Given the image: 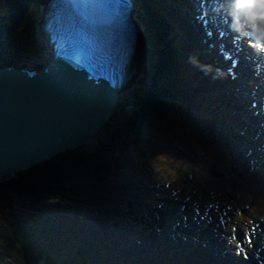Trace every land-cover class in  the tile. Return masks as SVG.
Listing matches in <instances>:
<instances>
[{
  "label": "trees",
  "instance_id": "obj_1",
  "mask_svg": "<svg viewBox=\"0 0 264 264\" xmlns=\"http://www.w3.org/2000/svg\"><path fill=\"white\" fill-rule=\"evenodd\" d=\"M14 3L0 2L4 10H0V65L6 64L8 55L21 44L30 27L27 24L26 28L28 18L36 8V0ZM145 28L148 69L142 86L94 135L96 146H81L13 176L0 177V264H133L121 254H109L103 245L104 231L90 230L77 218L71 222L61 217V222L59 211L50 213L47 207L55 209L53 200L92 197L94 188L80 187L86 179L97 178L91 185L104 182L122 165L128 150L137 149L144 141L142 136L151 121L158 124L170 119L172 123L171 117L176 118L175 108L189 87L182 82L180 89L171 82L172 69L179 61L173 65L164 25L151 17Z\"/></svg>",
  "mask_w": 264,
  "mask_h": 264
},
{
  "label": "water",
  "instance_id": "obj_2",
  "mask_svg": "<svg viewBox=\"0 0 264 264\" xmlns=\"http://www.w3.org/2000/svg\"><path fill=\"white\" fill-rule=\"evenodd\" d=\"M114 104L108 83L60 59L40 69L0 66V177L81 147Z\"/></svg>",
  "mask_w": 264,
  "mask_h": 264
},
{
  "label": "rangeland",
  "instance_id": "obj_3",
  "mask_svg": "<svg viewBox=\"0 0 264 264\" xmlns=\"http://www.w3.org/2000/svg\"><path fill=\"white\" fill-rule=\"evenodd\" d=\"M11 1H14V0H11ZM10 4H12V3H10ZM34 12L32 14L33 16H30L28 18L27 23H26V28L28 27L27 26V24H28L30 26L29 28L31 29V31H28L29 28H27V33H26V35H24L22 37L21 44L16 46L15 47V51L11 52L10 55H8V60H7L6 64L13 65V66H16V67H28V68H31V69H38V68L42 67L49 60V53H48L43 41L40 38L38 39V37H37V33H36L37 32V28H36V24H35V19L37 18V15H36V12L35 13ZM173 37H170V38L168 37L166 39V41L168 43V46L171 47L172 52H174V50L177 49V43H176L175 37L174 38ZM179 49L182 50L181 44L179 45ZM146 51H147V49H146ZM145 54H147V53H145ZM143 64H144V66L142 67V71L139 74V76L137 77L136 81L131 86H127L120 94H117V96H118L117 104H119V106L118 107H117V105L115 106L112 114L118 113V108L120 109L122 106H124L125 102L130 99L132 93L135 90H137L140 86H142L143 81L141 83V79L143 78V75L146 73V71L148 69V61H147V59H146V61ZM237 65H238V69L236 67L233 68V72L234 73H236V71H240V69H241V63L238 62ZM184 68L186 69V72L190 71L186 65L184 66ZM238 80L241 81V79H238ZM235 81H237L236 77H235V79H233V81H231V83H233ZM140 83H141V85H140ZM246 87L249 90V92L254 94L253 96H255L257 100L264 99V97H262L263 94L261 92L254 91L252 86L248 85ZM263 93H264V91H263ZM199 95H198V97H199ZM198 101H200V100L197 98V99L194 100V103L198 102ZM253 110H255V109L253 108ZM193 120H194V118L192 117V119H190V121L193 122ZM202 120L206 121V120H208V118L205 117ZM168 121H170V119ZM201 126L203 128V127L206 126V124L205 123H201ZM168 128L171 129L172 131H174V134H176V136L179 139H181V140L182 139H186L187 140V137L190 136L192 138V140L194 141L193 138H195V133L196 132L193 129V125H191V127H188L187 125H182L179 122L173 121L172 123H170V126H168ZM102 129H103V125L99 128L98 132H100ZM148 133H145V135L142 136V140L143 139L146 140V138H147L148 142L144 141L146 143V145L149 146L147 151L149 152L150 155L155 154L156 156H153V159H152V160H154L153 164H149V165H148V161H149V159L151 157H147L146 159H148V160L143 159V161L146 164L142 165V167L144 169H147L148 167L151 169V171H152V180L155 181V184H156L157 181L159 183H161V184H164L165 186H167L169 183H171V184L175 183V181H178L180 179V177H179L180 176V171L177 168L180 167V164L183 163L182 162L183 160L181 158L182 154L180 155V151L182 149H180V147H178L179 143L175 139H174L175 141H172L173 145L171 147H173L172 150H174V151H172V153H174V156H172L173 163H167L166 159L170 160L171 157H169V156H171V154L169 153V149H166L165 145L170 144V140L168 139V137H165L163 133H162V135H160V133L158 131H156V133L154 135V138H152V136H150V138H148ZM210 137L215 143L221 144V140H220V138H219V136L217 134V128H213L212 130H210ZM93 138L96 140L95 136H93ZM187 142H188V140H187ZM184 144H187V143H184ZM82 146H85V145H82ZM95 146L96 145L94 143L91 146L89 145V146H85V147L94 148ZM181 148H184V147H181ZM141 151H142L143 154L146 153L143 149H141ZM137 152L138 151L135 148H133V149L130 148L128 150V152L126 153V155L128 156V161H129V164L127 165L128 171L123 170L120 173V177L122 176V178H126L128 180H131V184H134L140 178L138 176L139 175L138 174L139 173L138 170H140V169L138 168ZM175 153H179V154L175 155ZM220 156L224 160H227V154L221 153ZM139 163H140V161H139ZM155 164L157 165L156 167L154 166ZM195 165L196 166H203L202 164H195ZM168 166L171 168L170 169L171 171L168 170ZM114 171H115V169L112 170L113 173H115ZM206 172H208V170L206 171L205 168L202 171H196V173H194L191 177H188V178L186 177V178H183L182 180L180 179L181 181L177 182L175 185H177V187L179 189H182V187L180 186V183L183 180H185L186 183H190V184L194 181L195 182L194 184L196 186L198 185V186L202 187L203 189H205L206 191L210 190V191L216 193L215 185H214L215 184L214 181H216V179L213 178L211 175L208 176L206 174ZM146 173H148L147 170H146ZM203 176H208L213 181L210 180V184L203 185V181L201 180V178ZM147 179H148V176H147ZM92 181H97V178L94 177L92 179H86L83 182L84 185H82L80 187L81 188H86L87 187L86 185L90 184ZM148 182H149V180H148ZM123 184H124V182L122 183V185ZM255 184H256L257 187H259V184H257V183H255ZM109 186H111V185H109ZM112 186H113V184H112ZM112 186H111L110 190H105V191L103 190L102 194H105L106 192H110L112 194L119 195L120 188H118V186H117V189H119V191L117 192L115 189H112ZM262 186H264V182L262 183ZM91 188H94L95 191L97 190L96 193L95 192L90 193L92 197H89V196L81 197V195L79 197L78 196H76V197H74V196L72 197L71 196V197L67 198L66 201L59 202L60 204H64L63 205L64 211H69V210L75 209L77 207H79L80 209H84L85 207H87L86 206L87 204L86 205L82 204V205L78 206L76 203L80 202V204H81V202L83 200H86L89 203V202H91V200H93L95 198V196H94L95 194H96V204L99 202L101 204V205L99 204L100 208L104 209L106 206H103V203L101 201L102 198H100L99 195H98V193L100 192L98 190L99 186L98 187L95 186V187H91ZM192 189H195V188H193L191 186L188 187L189 191H191ZM170 191H169V193H171ZM122 193H123V190H122ZM123 195L124 194L120 193L121 197H118L117 202L119 200H121V201L125 200ZM126 195L132 196L134 198H138L139 197V196H137L135 190H133V192H131V193L129 191H127ZM140 197L142 199H146L144 194L141 195ZM237 197L238 196H236V199H239ZM54 202H58V200H54ZM93 204L96 205L95 201L93 202ZM82 206H84V207L81 208ZM68 207H71V208L68 209ZM256 207H258V206H256ZM27 208H31V207H27ZM97 209L98 208H94V210H96V211H97ZM30 210L32 211V209H30ZM57 210L59 211V209H57ZM259 210H264L263 203H261V205L259 206ZM54 211H56V210H54ZM84 211L89 212L86 209ZM95 213L97 214L99 212H95ZM151 214L153 215V217H155V215H156V213H154V212H152ZM180 214H181V212H180ZM253 215H255V214H253ZM104 218L107 221L108 220H116L114 212H111L108 215L106 214V216H104ZM128 222H130L131 224H134L133 220H128ZM239 222L241 223L240 227H238V226L237 227H238V231L241 233L243 231L245 225L248 224V222L245 221V220H240ZM148 223H149V221H147V223H145V224H148ZM124 226L128 227V225H124ZM155 226H157V224H155V225L151 224L146 229L149 232H156L155 231V228H156ZM104 227H108V225H104ZM118 229L119 230H125V229H122L121 227L118 228ZM98 230L104 231V239H105L106 236L108 235V232L104 228H100ZM98 230H96V231H98ZM113 230H115V229L113 228ZM148 234H150V233H148ZM240 235H242V234H240ZM54 241L56 242V240H54ZM36 243H37V241H36Z\"/></svg>",
  "mask_w": 264,
  "mask_h": 264
},
{
  "label": "clouds",
  "instance_id": "obj_4",
  "mask_svg": "<svg viewBox=\"0 0 264 264\" xmlns=\"http://www.w3.org/2000/svg\"><path fill=\"white\" fill-rule=\"evenodd\" d=\"M257 4L264 5V0H235L236 18L243 17V23L250 28V34L257 44L264 42V14L259 16L253 13V7ZM259 21V22H258Z\"/></svg>",
  "mask_w": 264,
  "mask_h": 264
},
{
  "label": "bare ground",
  "instance_id": "obj_5",
  "mask_svg": "<svg viewBox=\"0 0 264 264\" xmlns=\"http://www.w3.org/2000/svg\"><path fill=\"white\" fill-rule=\"evenodd\" d=\"M147 48H148V46H147V42H145V37L143 39L140 38L138 40V43H137L136 47H135V52H134V55H133V58H132V63H131V68H130L131 76L129 78V82H128L127 86H131L136 81V79L139 76V74L141 73L142 67L144 66L143 63L146 61V57H145L146 54L145 53H146V49ZM196 60H198V59L196 58ZM237 64H238V62H237ZM222 73H224V72H222ZM224 76H226V74H224ZM231 81H233V79L230 80V82ZM116 100H117V95H116ZM94 143H95V139L92 136V137L88 138L84 142L83 145H85V146H89L90 145L91 146ZM73 149H76V148H73ZM73 149H70V150H73ZM60 153H63V152H59L58 154H60ZM58 154H56V155H58Z\"/></svg>",
  "mask_w": 264,
  "mask_h": 264
}]
</instances>
